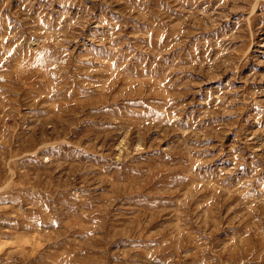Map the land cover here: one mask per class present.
Segmentation results:
<instances>
[{
    "label": "rangeland",
    "instance_id": "1",
    "mask_svg": "<svg viewBox=\"0 0 264 264\" xmlns=\"http://www.w3.org/2000/svg\"><path fill=\"white\" fill-rule=\"evenodd\" d=\"M0 264H264V0H0Z\"/></svg>",
    "mask_w": 264,
    "mask_h": 264
},
{
    "label": "bare ground",
    "instance_id": "2",
    "mask_svg": "<svg viewBox=\"0 0 264 264\" xmlns=\"http://www.w3.org/2000/svg\"><path fill=\"white\" fill-rule=\"evenodd\" d=\"M2 2V1H1Z\"/></svg>",
    "mask_w": 264,
    "mask_h": 264
}]
</instances>
